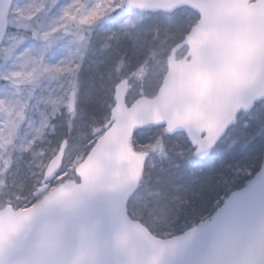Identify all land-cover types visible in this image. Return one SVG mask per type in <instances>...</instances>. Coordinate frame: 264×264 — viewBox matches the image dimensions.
I'll list each match as a JSON object with an SVG mask.
<instances>
[{"label":"snow or ice","instance_id":"obj_1","mask_svg":"<svg viewBox=\"0 0 264 264\" xmlns=\"http://www.w3.org/2000/svg\"><path fill=\"white\" fill-rule=\"evenodd\" d=\"M0 264H264V0H0Z\"/></svg>","mask_w":264,"mask_h":264}]
</instances>
